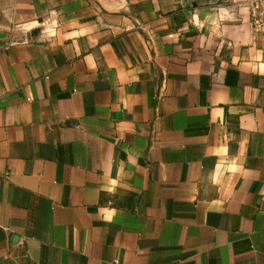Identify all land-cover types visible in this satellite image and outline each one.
Listing matches in <instances>:
<instances>
[{"label": "crops", "instance_id": "1", "mask_svg": "<svg viewBox=\"0 0 264 264\" xmlns=\"http://www.w3.org/2000/svg\"><path fill=\"white\" fill-rule=\"evenodd\" d=\"M0 264H264L247 9L0 0Z\"/></svg>", "mask_w": 264, "mask_h": 264}, {"label": "built area", "instance_id": "2", "mask_svg": "<svg viewBox=\"0 0 264 264\" xmlns=\"http://www.w3.org/2000/svg\"><path fill=\"white\" fill-rule=\"evenodd\" d=\"M232 3H234L238 9H247L251 21L254 25V27L258 30H264V0H230ZM37 25V28H39V32L43 33V31H46V36H51L52 33L47 30V25L45 21H40L38 23H35ZM36 25H29L28 31H30L34 26Z\"/></svg>", "mask_w": 264, "mask_h": 264}, {"label": "water", "instance_id": "3", "mask_svg": "<svg viewBox=\"0 0 264 264\" xmlns=\"http://www.w3.org/2000/svg\"><path fill=\"white\" fill-rule=\"evenodd\" d=\"M39 30H40L39 28L34 29V30L32 31V34H33V35H36V34L39 32Z\"/></svg>", "mask_w": 264, "mask_h": 264}]
</instances>
